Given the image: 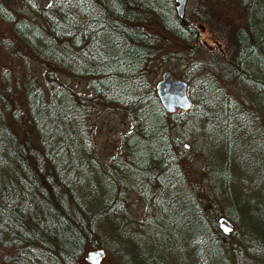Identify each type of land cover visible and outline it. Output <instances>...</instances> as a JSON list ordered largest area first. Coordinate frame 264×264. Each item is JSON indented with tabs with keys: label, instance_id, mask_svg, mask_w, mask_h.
<instances>
[{
	"label": "trees",
	"instance_id": "1",
	"mask_svg": "<svg viewBox=\"0 0 264 264\" xmlns=\"http://www.w3.org/2000/svg\"><path fill=\"white\" fill-rule=\"evenodd\" d=\"M173 5L0 0L3 264H90L80 257L94 247L108 264H264V0H195L181 17ZM195 20L219 45L204 46ZM161 62L186 81L187 108L160 105ZM99 113L129 122L109 158L93 144ZM185 141L227 232L183 192ZM163 207L197 230L167 254L149 234Z\"/></svg>",
	"mask_w": 264,
	"mask_h": 264
},
{
	"label": "rangeland",
	"instance_id": "2",
	"mask_svg": "<svg viewBox=\"0 0 264 264\" xmlns=\"http://www.w3.org/2000/svg\"><path fill=\"white\" fill-rule=\"evenodd\" d=\"M195 0H186L184 5V13H190L194 6ZM195 26L198 28L200 37L202 42L204 43V46L207 48H212L215 45H219L217 41H215L214 37L211 35V33L208 31L205 23L200 22L198 20L194 21ZM36 62H31V64H35ZM166 65L164 62H161L158 66V71L154 75V80L159 77V72L167 68L171 71V67ZM36 69V72L42 70L38 65L34 66ZM172 72V71H171ZM173 74V72H172ZM67 81H69L73 86H76V81L72 78H66ZM65 80V81H66ZM153 80V81H154ZM94 135H93V144L96 149V152L98 155L102 158H109L111 156L116 155L120 148H121V140L123 135L129 130V122L128 120L123 117L121 114L116 115H107L106 113H99L94 118ZM204 131L201 128V130L197 134V139L199 140V143L204 145L201 141V138L198 137L200 134H202ZM188 145L185 147L186 151L183 154V164H184V171L186 170L187 179L181 184V187H184L183 192L186 191L185 188L189 189L188 195L197 198L199 202L203 205L208 212L209 218H213L214 220L217 217V204L215 206L212 205V198L211 193L209 189L206 187L205 183L202 181V176L200 173H202V162L203 159L199 153V147L196 143H189L188 141H185ZM248 157H246L247 159ZM250 158H253L252 155ZM132 199L135 201L134 207L130 208V213L136 217H140L143 212V203L142 201L137 198L136 196H133ZM164 215L160 219V222L157 223V225L149 232L151 234L150 236H154L155 233L162 237L163 241L159 244L156 250H162L164 253H170L172 249H176L177 247L184 248L186 247V242L188 238H193L197 236V230L194 229L193 225L190 224L187 221L186 214L183 212H173L172 215V209L168 207H163ZM238 214L241 216V222L243 223V220L247 219V217L244 214V211L240 209L238 211ZM172 216H175L172 217ZM172 219V221H171ZM251 220L253 218L251 217ZM248 222H252L249 219ZM244 226V225H243ZM232 231L239 232V227L232 223ZM173 245V247H172ZM105 250L104 254L101 255L99 264H108L110 258L105 256ZM85 254V253H84ZM80 257V261L84 260L86 261L83 256ZM0 264H3L0 261ZM80 264H86L85 262H81ZM253 264V263H252ZM255 264H262L261 262H256Z\"/></svg>",
	"mask_w": 264,
	"mask_h": 264
},
{
	"label": "water",
	"instance_id": "3",
	"mask_svg": "<svg viewBox=\"0 0 264 264\" xmlns=\"http://www.w3.org/2000/svg\"><path fill=\"white\" fill-rule=\"evenodd\" d=\"M174 11L177 16L181 17L184 13V5L186 0H173ZM153 90L157 99L165 111H172L176 108H187L191 101L186 91V81L164 68L159 72V77L153 82ZM186 147L188 144L183 143ZM218 226L223 232L231 229L228 219L223 216L217 217ZM225 229H228L227 231ZM103 253L102 247H94L87 249L83 258L90 264H98Z\"/></svg>",
	"mask_w": 264,
	"mask_h": 264
},
{
	"label": "snow or ice",
	"instance_id": "4",
	"mask_svg": "<svg viewBox=\"0 0 264 264\" xmlns=\"http://www.w3.org/2000/svg\"><path fill=\"white\" fill-rule=\"evenodd\" d=\"M226 231L228 230V229H225Z\"/></svg>",
	"mask_w": 264,
	"mask_h": 264
}]
</instances>
